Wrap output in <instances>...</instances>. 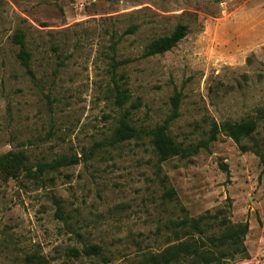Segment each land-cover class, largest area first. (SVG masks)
I'll use <instances>...</instances> for the list:
<instances>
[{
    "label": "rangeland",
    "instance_id": "obj_1",
    "mask_svg": "<svg viewBox=\"0 0 264 264\" xmlns=\"http://www.w3.org/2000/svg\"><path fill=\"white\" fill-rule=\"evenodd\" d=\"M178 24L173 48L144 56ZM175 92L174 140L252 118L246 149L219 130L189 158L158 162L146 131ZM263 108L264 0H0V154L27 157L0 175V264H129L177 242L183 216L218 208L248 225V256L218 264H264ZM126 109L141 138L115 142ZM61 156L72 162L53 165Z\"/></svg>",
    "mask_w": 264,
    "mask_h": 264
},
{
    "label": "trees",
    "instance_id": "obj_2",
    "mask_svg": "<svg viewBox=\"0 0 264 264\" xmlns=\"http://www.w3.org/2000/svg\"><path fill=\"white\" fill-rule=\"evenodd\" d=\"M186 32L187 26L178 24L170 34L150 41L144 49V56L162 54L170 50L185 36ZM12 40L19 47L17 57L21 65L31 74V54L24 42L23 32L20 29L15 30ZM115 98L117 105L125 103L128 98L127 89L117 85ZM170 101L171 111L168 117L163 123L146 131L158 162L165 161L172 156L189 158L201 148H207L209 142L216 138V133L219 130L230 136L242 150L246 149L241 141L255 130L256 121L252 118L236 122L225 121L220 126L214 122L208 139L186 145L177 142L169 134L168 128L170 122L179 115L180 93L175 92ZM129 113L130 110L126 109L119 119L114 133L115 142L141 138L143 130L136 129L132 125ZM261 113L264 114V108ZM261 158L264 162L262 155ZM26 160V155L21 151H8L0 154V175L14 176L15 170L26 168ZM71 162L68 157L61 156L54 160L53 165L58 166ZM38 167L40 168L39 165ZM172 193V189L166 191V194ZM176 225L178 229L174 231V235L177 242L166 246L157 253L143 254L139 259L129 264H218L225 259H233L237 255L248 256L243 243L248 230L247 223L231 222L224 214L223 208H218L213 213L207 211L197 217L183 216ZM88 249L94 254H99L101 250L98 245H90Z\"/></svg>",
    "mask_w": 264,
    "mask_h": 264
}]
</instances>
